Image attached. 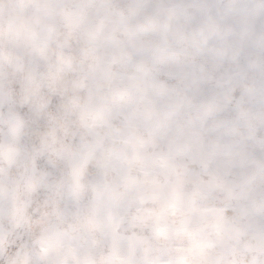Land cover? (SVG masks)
I'll return each mask as SVG.
<instances>
[{
	"label": "rangeland",
	"instance_id": "374dc122",
	"mask_svg": "<svg viewBox=\"0 0 264 264\" xmlns=\"http://www.w3.org/2000/svg\"><path fill=\"white\" fill-rule=\"evenodd\" d=\"M0 264H264V0H0Z\"/></svg>",
	"mask_w": 264,
	"mask_h": 264
}]
</instances>
